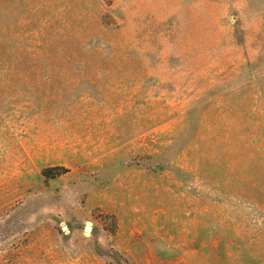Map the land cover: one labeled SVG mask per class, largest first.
Masks as SVG:
<instances>
[{
	"label": "rangeland",
	"instance_id": "obj_1",
	"mask_svg": "<svg viewBox=\"0 0 264 264\" xmlns=\"http://www.w3.org/2000/svg\"><path fill=\"white\" fill-rule=\"evenodd\" d=\"M0 264H264V0H0Z\"/></svg>",
	"mask_w": 264,
	"mask_h": 264
},
{
	"label": "water",
	"instance_id": "obj_2",
	"mask_svg": "<svg viewBox=\"0 0 264 264\" xmlns=\"http://www.w3.org/2000/svg\"><path fill=\"white\" fill-rule=\"evenodd\" d=\"M87 230H89V229H87Z\"/></svg>",
	"mask_w": 264,
	"mask_h": 264
}]
</instances>
